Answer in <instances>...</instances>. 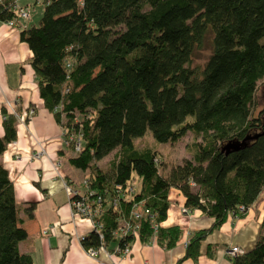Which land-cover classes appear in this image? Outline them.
<instances>
[{"label":"trees","instance_id":"trees-1","mask_svg":"<svg viewBox=\"0 0 264 264\" xmlns=\"http://www.w3.org/2000/svg\"><path fill=\"white\" fill-rule=\"evenodd\" d=\"M15 1L0 0L1 20L17 18ZM40 2L45 4L42 17L24 26L19 37L32 51L44 106L67 135L76 136L63 146L74 150L76 139L81 140L82 149L69 156L70 163L91 168L90 188L105 199L97 217L103 236L93 228L81 238L84 248L130 246L136 234L165 248L176 246L182 229L161 224L168 191L176 187L185 196V208L214 218L188 236L177 264L188 258L197 262L212 230L230 213L237 216L259 201L258 238L230 260L264 264V109L256 112L264 84V0ZM206 40L210 54L194 65ZM2 114L0 155L16 140L18 119L7 107ZM148 130L158 142L191 132L192 157L166 170L153 146L139 148L134 142ZM243 140L239 150L227 153L228 143ZM113 151L110 170H105L97 160ZM134 172L140 190L130 183ZM130 186L136 187L131 194ZM114 197L120 200L118 208ZM142 199L141 216L130 218L131 207ZM35 205L24 207L26 217H33ZM18 212L13 181L0 160V264H34L18 247L27 237ZM124 216L137 224V233L118 237L114 231ZM206 250L214 256L215 245Z\"/></svg>","mask_w":264,"mask_h":264},{"label":"crops","instance_id":"crops-1","mask_svg":"<svg viewBox=\"0 0 264 264\" xmlns=\"http://www.w3.org/2000/svg\"><path fill=\"white\" fill-rule=\"evenodd\" d=\"M17 1L22 6L31 2ZM32 14L33 11L30 19H18L13 25L0 19V135L5 132L2 108L14 109L21 116L16 123V140L9 143L0 155L13 181L22 225L27 229V237L18 245L20 251L29 253L34 264H177L186 252L188 236L209 227L214 218L200 209L184 210L185 196L176 187L168 191L169 208L161 223L162 226L178 225L182 229V237L176 246L165 248L157 241H142L136 234L127 255L109 254L104 247L98 249L96 258L85 252L81 238L93 229V224L89 218L74 216L70 212L64 183L77 180L71 178L63 167V158L69 149L63 146L60 124L40 97L35 70L30 62L32 51L19 37L21 29L33 21ZM28 107L35 108V115L25 122ZM37 141L42 142L47 154L41 159H32L30 155L36 150ZM19 154L21 158L18 159ZM56 161L62 162L59 173L55 168ZM32 202H36L34 215L28 218L24 207ZM262 217L263 204L258 210L252 207L237 216L230 213L202 241L197 262L188 258L181 264H231L224 258L228 257L227 250L232 245L249 250L260 232ZM49 226L52 227L49 232L43 233ZM216 243L221 245L218 252L209 256L207 246Z\"/></svg>","mask_w":264,"mask_h":264},{"label":"rangeland","instance_id":"rangeland-1","mask_svg":"<svg viewBox=\"0 0 264 264\" xmlns=\"http://www.w3.org/2000/svg\"><path fill=\"white\" fill-rule=\"evenodd\" d=\"M33 1L34 0H31V2L29 3L30 5H28V6L31 7L30 14L33 11L32 15H34L33 21H29L26 24V25H29V26L32 25V24H35V23L37 24L39 22V19L42 17V12L44 10V5H45L42 2H39V1L36 2V0L34 2ZM21 19L26 21L25 17L24 18L20 17V20ZM209 54H210V43H209V41L206 40V42L203 44L202 48L196 51V54L194 55L192 63L194 65L195 64H202L208 58ZM256 105H257L256 112H259L260 110L264 109V84H261L260 88L258 89L257 96H256ZM261 115L263 116V113H261ZM134 142L137 143V146L139 148L147 146V145L153 146L157 150V153H158L157 156H158V159H159V164L163 160L164 163L166 164V168H165L166 170L170 169L171 167H173V165H175L177 163H181L184 160L185 157H188V158L192 157V151H190V149L188 147V145L193 142V134L191 132H188L186 135L183 136V138H181V139H179L177 141H166V142H162L161 141V142H158L153 137L152 132L148 130L147 133H145L143 136H139V138H135ZM36 147H37L36 150H38L39 148L41 149L44 146H43V144L41 142V144L40 145L37 144ZM44 149H45V151L41 152L42 156H45L47 154L45 147H44ZM114 152L115 151H113L112 153L108 154L106 157H104V158H102L100 160H97V164L99 166H101L105 170H110V166H109L110 165V159L112 158V156H113L112 154ZM75 153H76L75 150L69 149V151H67V155L64 156V158H63L64 159V161H63L64 162L63 163L64 166L63 167L69 172V175L71 176V178H73L74 180H77V181H72V182L79 183V182H83L84 180H86V177L89 176V174L91 172V168H87L86 170H83L82 168L76 167L75 165L73 166L70 163L68 157L71 156V155H74ZM41 157L38 158V159H41ZM55 165H56L55 168L57 169V172L59 173V170H60L59 167L62 165V162L61 161H56ZM132 176H133V178L130 180V183L134 184L136 187H138V190H140V188H141L140 187L141 186L140 177L137 176V174L135 172L133 173ZM64 189H65V183H64ZM262 204H263V202L259 201V202L255 203V206H253V207H255L258 210L261 207ZM69 209H70L71 214L74 215L73 214L74 213L73 204L70 201H69ZM80 216H82V215H80ZM82 217H84V216H82ZM51 228H52L51 226L45 228L44 229L45 232L43 231V233H48ZM155 240L156 239L151 240V241H155ZM253 245L251 246V248L253 247ZM220 246L221 245H219V243L215 244V250L217 252H218V247H220ZM85 252L87 253V255H91L87 251V249H85ZM227 255H228V257H224V258L230 262L231 261L230 257H232L233 255H231L228 252V250H227ZM91 256H93L95 258L97 257V256H94V255H91Z\"/></svg>","mask_w":264,"mask_h":264},{"label":"built area","instance_id":"built-area-1","mask_svg":"<svg viewBox=\"0 0 264 264\" xmlns=\"http://www.w3.org/2000/svg\"><path fill=\"white\" fill-rule=\"evenodd\" d=\"M14 9L16 11V16L17 18H14L13 20L7 21L10 25H13L15 23L16 19H20V17H25L26 19H30L31 15H30V10L27 6L25 5H20L18 3V1L16 0L14 2ZM9 104V103H8ZM15 115H17L18 117L21 118V116L18 114V112H16L14 109L12 110ZM26 115L24 116V119L27 117L29 119H31L34 115H35V108L33 107H28L26 113ZM23 119V121H24ZM60 135L63 138V143L65 145H69L70 144V140L75 139V135H67L66 130L62 127L61 131H60ZM68 136V138H67ZM37 144H41V141H37ZM81 145V140L80 138H77L75 141V147L74 150L76 152L80 151L82 149ZM43 149V150H42ZM45 151L44 147L43 148H39L38 150H35L31 153L30 158L32 159H38L40 158L41 152ZM18 159L21 158L20 155L17 156ZM135 188L134 186H130L129 188V193H133L135 192ZM65 190L67 191L68 194V201H70L73 204V208H74V216L79 214L82 215L86 218H89L90 221L93 224V228L97 231V232H101V228H102V222L97 221V217L99 215V213H101V211H104V204L103 201L105 199H103V197H101L99 194L97 195L95 190L90 188L89 185V180L86 178V180H84L83 182H79V183H74L72 181L66 180L65 181ZM113 207L114 208H118L119 206V198L118 197H114L113 198ZM91 200V201H90ZM144 199H142L141 201H136L133 205V207H131V213H130V218L134 217V218H138L141 216V209L144 203ZM94 205V206H93ZM187 208H185L184 210H186ZM147 211H149L147 209ZM45 232V231H44ZM116 236H120L121 235H127V234H132V233H137V224L131 222L130 220H128L125 216L121 217L120 219V223L118 228H116V230L114 231ZM101 236H103V233L101 232ZM104 247V246H103ZM230 249V250H229ZM228 249V252L231 255H237V254H243V252L245 251L244 248H241L237 245H232L230 248ZM87 251L94 256H97V252L98 250L96 248H92L90 247L89 249H87ZM130 252V246H125L122 247L119 246V244H116L115 247L113 249H111V251H109V254L113 253V254H120V255H127Z\"/></svg>","mask_w":264,"mask_h":264},{"label":"water","instance_id":"water-1","mask_svg":"<svg viewBox=\"0 0 264 264\" xmlns=\"http://www.w3.org/2000/svg\"><path fill=\"white\" fill-rule=\"evenodd\" d=\"M252 137H257V135H253ZM247 139H250V136L247 137ZM245 142V140L243 141H239L238 143H228L225 146V149L227 150V153L231 150H239V147Z\"/></svg>","mask_w":264,"mask_h":264}]
</instances>
